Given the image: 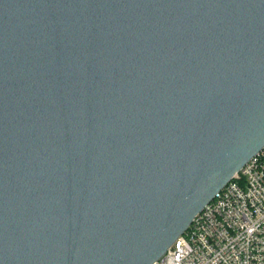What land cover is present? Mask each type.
Here are the masks:
<instances>
[{"label": "water", "instance_id": "1", "mask_svg": "<svg viewBox=\"0 0 264 264\" xmlns=\"http://www.w3.org/2000/svg\"><path fill=\"white\" fill-rule=\"evenodd\" d=\"M264 148V0H0V264H154Z\"/></svg>", "mask_w": 264, "mask_h": 264}, {"label": "built area", "instance_id": "2", "mask_svg": "<svg viewBox=\"0 0 264 264\" xmlns=\"http://www.w3.org/2000/svg\"><path fill=\"white\" fill-rule=\"evenodd\" d=\"M154 264H264V148Z\"/></svg>", "mask_w": 264, "mask_h": 264}]
</instances>
